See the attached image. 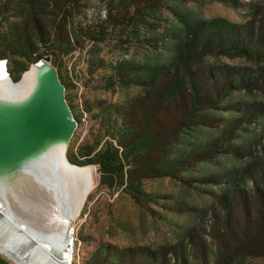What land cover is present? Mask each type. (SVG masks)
<instances>
[{"label": "rangeland", "instance_id": "obj_1", "mask_svg": "<svg viewBox=\"0 0 264 264\" xmlns=\"http://www.w3.org/2000/svg\"><path fill=\"white\" fill-rule=\"evenodd\" d=\"M64 2L0 0V60L12 84L49 61L76 122L66 158L94 171L71 264H264V0ZM181 84L153 113L156 145L127 133ZM195 89L207 107L172 136ZM110 144L130 162L111 173Z\"/></svg>", "mask_w": 264, "mask_h": 264}, {"label": "bare ground", "instance_id": "obj_2", "mask_svg": "<svg viewBox=\"0 0 264 264\" xmlns=\"http://www.w3.org/2000/svg\"><path fill=\"white\" fill-rule=\"evenodd\" d=\"M44 61L31 65L16 84L0 61V95L6 98L11 93L24 101L35 84L52 78ZM5 108L8 110L7 105ZM1 124L12 131L8 118L1 117ZM66 146L55 152L57 182H0V251L19 264L72 262L71 224L92 184L93 170L70 163Z\"/></svg>", "mask_w": 264, "mask_h": 264}, {"label": "water", "instance_id": "obj_3", "mask_svg": "<svg viewBox=\"0 0 264 264\" xmlns=\"http://www.w3.org/2000/svg\"><path fill=\"white\" fill-rule=\"evenodd\" d=\"M51 75L49 81L35 84L24 101L11 93L6 98L0 95V182L59 179V164L53 163L55 152L68 144L76 122L63 97V86L54 72ZM1 117L8 118L12 131L4 129Z\"/></svg>", "mask_w": 264, "mask_h": 264}, {"label": "trees", "instance_id": "obj_4", "mask_svg": "<svg viewBox=\"0 0 264 264\" xmlns=\"http://www.w3.org/2000/svg\"><path fill=\"white\" fill-rule=\"evenodd\" d=\"M78 2H79V0H65L64 4L69 6L70 4L76 5ZM68 9L65 6L63 11L68 12L69 11ZM64 20H65V16H64ZM4 51L6 52L7 50H2L1 53L3 54ZM45 51H46V48L43 50V52H41V55H45L46 54ZM237 51H238V55H240V53H244L243 50L240 51L238 49ZM46 69H47V66H46ZM170 72L172 73L171 70H170ZM173 76H175V78L177 80H179L180 82L183 83V72L180 75L173 74ZM191 76H192L191 74H188V77H191ZM194 86L195 85L193 84V87ZM159 91L156 93V95H153L154 102H155L154 105L153 106L149 105L145 109H143L139 113V118L141 120L139 122L137 121V123L135 125L133 122H131L130 123L131 126H129V128L127 129V133L131 137L134 136L135 139H139L143 135L146 137H149L151 139V143L149 145L150 148H151V146L156 145L153 142V139H154L153 113L155 111L159 110L164 104H168V103L164 102L165 100L170 101V103H176V102L179 103L180 101L183 100V84L170 86L168 88H165L164 94L163 93L159 94ZM205 93H206L205 90H201V93L198 94L196 89L194 90V92L190 93V95L187 98L186 104H185V105H187L185 112H183V102H182V106H180L182 108L181 114L179 115V118L177 120L178 127L176 130H174L172 132V136H175L177 133H179L180 128L186 127V125L188 124L189 115H191L192 110H195V109L198 110V109H203V108L207 107V105L205 104V102H206ZM163 95H164V97H163ZM170 136H171V134H170ZM125 140H126V138H125ZM119 145H121L123 148L127 147V144H123V142H121ZM98 163H99L100 169L102 171L111 173V172L122 170L126 165H129L130 162H127V161L125 162V161L121 160L119 157V154H118V148L116 146H114L113 144H110L108 146V150L105 153H102ZM154 164L152 162L149 163L146 173L150 174L151 176L164 175V173L157 171L158 168ZM82 166H84V165H82ZM144 171H146V170H144ZM93 173H94V171H93ZM146 173L144 172V177H145Z\"/></svg>", "mask_w": 264, "mask_h": 264}, {"label": "built area", "instance_id": "obj_5", "mask_svg": "<svg viewBox=\"0 0 264 264\" xmlns=\"http://www.w3.org/2000/svg\"><path fill=\"white\" fill-rule=\"evenodd\" d=\"M0 61H3L4 66H6V60H0ZM5 69H7V66L5 67Z\"/></svg>", "mask_w": 264, "mask_h": 264}]
</instances>
